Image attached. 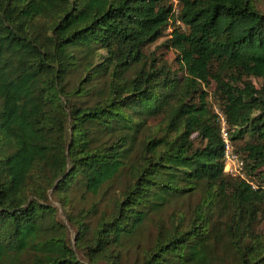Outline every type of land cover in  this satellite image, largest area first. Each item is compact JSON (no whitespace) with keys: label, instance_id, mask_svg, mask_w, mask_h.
<instances>
[{"label":"trees","instance_id":"obj_1","mask_svg":"<svg viewBox=\"0 0 264 264\" xmlns=\"http://www.w3.org/2000/svg\"><path fill=\"white\" fill-rule=\"evenodd\" d=\"M175 2L183 27L162 44L177 51L181 77L144 49L167 28L174 0H0V264H126L149 216L196 189L191 214L156 222L130 264H264V229L255 227L263 218L264 228V187L224 169L206 89L214 82L232 142L253 135L233 150L255 172L264 164V9L257 0ZM159 114L163 133L138 140ZM133 153L114 208L95 229L79 223L83 261L46 188L97 193ZM253 174L264 181V171Z\"/></svg>","mask_w":264,"mask_h":264},{"label":"rangeland","instance_id":"obj_2","mask_svg":"<svg viewBox=\"0 0 264 264\" xmlns=\"http://www.w3.org/2000/svg\"><path fill=\"white\" fill-rule=\"evenodd\" d=\"M257 4L261 9H264V0H257ZM178 6L174 0L173 8L169 14L167 28L163 31V33L157 37L153 42L147 44L145 46V51H152L154 55L161 57L163 60H166L170 65L172 75L176 77H181L184 73V66L178 64L176 60L177 51L171 47H167L162 44L164 39L169 37V33L172 30V27L176 24L182 25L177 19ZM183 27V25H182ZM104 51L100 50L95 55L96 62L101 61L103 57ZM86 70H82L81 72H74L71 75L69 83H78L80 78L85 74ZM252 81L255 83L257 87L262 85L263 79L260 77L251 76ZM209 96H208V104L212 108L213 111H218V115L221 120V127L224 126L227 129L226 122H223L221 118V112L219 111L218 105L213 98V90H214V82H212L207 88ZM162 115H152L148 119H146L143 128L140 130L138 135V140L145 141L149 138L150 135L156 131V136H159L164 131V126L161 124ZM228 130V129H227ZM175 136V132H169L167 134V138H172ZM117 135H111L106 137V143L115 139ZM195 143L199 142V137H196V133L192 134ZM230 137V135H229ZM253 139V135L250 133L244 132V134L234 140L232 142L230 139V143L232 145V152L236 154L233 150L234 145L237 146L243 141H250ZM233 143H235L233 145ZM130 154V153H129ZM128 154V155H129ZM136 157V154H132L130 157L125 158L126 167L122 170L117 177L112 179L111 181L102 185L97 193H91L83 188H80L78 185L73 183L67 190L61 191L57 188L54 189L53 186H48L46 188V198L45 201L55 207V218L64 225V228L67 233L68 243L71 245L73 250L75 251L78 258L83 261H86L88 258L85 254L86 247L85 243L80 242L78 237H80V232H78L79 223L86 224L90 229L96 228L98 221L101 217L107 213H109L117 203V201L121 198L122 191L127 183H129L132 179V173L130 172L129 167L127 165L129 162ZM224 155V169L230 173L235 175H239V177L244 178L249 183L253 185L264 187V181H259L258 175L253 174L258 170L264 171V164L257 168L255 172L249 173L244 162L242 164H236L235 160L229 159ZM241 159V158H240ZM203 191L196 189L191 192H185L181 195L171 198V202L168 206H166L160 214H152L145 221L144 225L138 231L137 236L134 238V242L131 244L128 252H126L124 261L126 264L132 263V261L140 256L141 259V248L148 247L153 242V237L157 232V223L159 220L164 219L165 221L169 220L170 214L172 212L184 213L187 217L191 214L195 205L202 200ZM70 217V218H69ZM257 229L261 230L263 228V218L258 219L256 226ZM91 232H87L86 236L90 237ZM138 242L139 247H136V243ZM98 264H105L104 261L97 262Z\"/></svg>","mask_w":264,"mask_h":264},{"label":"built area","instance_id":"obj_3","mask_svg":"<svg viewBox=\"0 0 264 264\" xmlns=\"http://www.w3.org/2000/svg\"><path fill=\"white\" fill-rule=\"evenodd\" d=\"M221 118L223 122H225V118L223 114H221ZM220 132H221V137L224 142V155H226L227 157H230L229 159L231 160H235L236 164H242L243 161L238 157L237 154L232 152V145L229 140L230 138H229L228 130L224 126H222L220 129Z\"/></svg>","mask_w":264,"mask_h":264}]
</instances>
